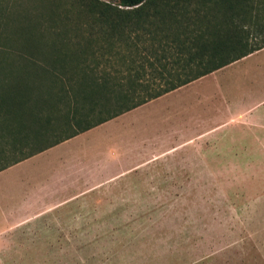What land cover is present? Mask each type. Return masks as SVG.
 Listing matches in <instances>:
<instances>
[{
	"label": "rangeland",
	"instance_id": "obj_1",
	"mask_svg": "<svg viewBox=\"0 0 264 264\" xmlns=\"http://www.w3.org/2000/svg\"><path fill=\"white\" fill-rule=\"evenodd\" d=\"M85 2L0 0V102L141 61L125 44L147 36L103 31ZM262 52L0 173V226L38 218L1 231L0 264H264Z\"/></svg>",
	"mask_w": 264,
	"mask_h": 264
},
{
	"label": "trees",
	"instance_id": "obj_2",
	"mask_svg": "<svg viewBox=\"0 0 264 264\" xmlns=\"http://www.w3.org/2000/svg\"><path fill=\"white\" fill-rule=\"evenodd\" d=\"M114 1L115 5L85 3L88 11L98 13L103 31H140L147 36L146 45L138 47L135 40L125 44L141 61L122 64V70L111 75L63 79L58 92L25 109V101L16 102V108L0 102V134L9 138L8 150L0 148V158L10 154L0 162V170L264 46V19H257L264 1ZM247 35L260 36L247 44Z\"/></svg>",
	"mask_w": 264,
	"mask_h": 264
},
{
	"label": "crops",
	"instance_id": "obj_3",
	"mask_svg": "<svg viewBox=\"0 0 264 264\" xmlns=\"http://www.w3.org/2000/svg\"><path fill=\"white\" fill-rule=\"evenodd\" d=\"M260 50L262 51V50H264V46L263 47H261V48H259V49H257V50H255V51H252L251 53H253V52H260ZM251 53H248V54H246V55H244V56H242V57H240L239 59H241V58H245L246 59V57H249L250 55H252ZM262 56L264 57V52H262ZM261 57V56H260ZM260 57H255V56H253V57H251V58H249V59H247V60H245V61H248L247 63H245V61L244 62H241V64L240 65H250L251 64V62H253L255 59H258V58H260ZM239 59H237V60H234V61H232V62H230V63H234V62H236V61H238ZM230 63H228V64H230ZM228 64H226V65H228ZM226 65H224V66H226ZM224 66H222V67H224ZM222 67H220V68H222ZM220 68H218V69H220ZM218 69H216V70H218ZM216 70H214V71H216ZM214 71H212V72H214ZM211 73V72H210ZM209 74V73H208ZM207 75V74H206ZM235 75V74H234ZM205 75H203V76H201V77H204ZM201 77H199V78H201ZM199 78H197V79H199ZM197 79H195V80H197ZM195 80H193V81H191V82H189V83H187V84H185V85H183V86H180V87H178V88H176V89H174V90H171V91H169V92H167V93H165V94H162L161 96H159V97H157V98H155V99H152V100H156V99H159V98H161V97H163V96H165V95H170V93L172 94V93H174V92H176V91H178V90H180V89H182V88H184V87H186V86H188V85H190L192 82H194ZM152 100H150V101H152ZM150 101H148V102H150ZM148 102H146V103H148ZM146 103H144V104H146ZM141 105H143V104H141ZM141 105H139V106H141ZM139 106H137V107H135V108H133V109H131V110H135L136 108H138ZM131 110H129V111H131ZM129 111H127V112H129ZM125 113V112H124ZM76 136V135H75ZM74 137V136H73ZM72 138V137H71ZM70 138H68V139H66V140H64V141H67V140H69ZM64 141H62V142H64ZM62 142H60V143H58V144H56V145H53V146H51V147H48V148H46V149H44V150H42V151H40V152H38V153H35V154H33V155H31V156H29V157H27V158H25V159H23V160H21V161H19V162H17V163H15V164H13V165H11V166H9V167H7V168H5V169H3V170H0V173H3L4 172V170H6V169H8V168H10V167H12V166H15V165H17V164H20V163H23V162H26V161H29V160H31V159H34V158H36L37 156H43V155H46V154H48V152H51L53 149H55V146H58V145H61V143ZM58 207H64V205L65 204H61V203H59V204H56ZM53 207V206H52ZM29 208V210L28 211H33V212H36V211H38V209L39 208H37V207H33L32 205H25V206H21L19 209H28ZM41 210H44V209H46L45 207H42V208H40ZM11 216H10V219H12V221H10V222H8L7 220V222H5V224L3 225V226H0V233H1V231L3 230V229H5V228H7L8 226L10 227V225H12L13 224V222L14 221H16L15 223H18L17 225H21L22 223H24V224H26L27 225V223H28V225H33V223H34V220H35V222L37 221V214L35 213L34 215H24V217H25V219H23V220H21V218L22 217H19V216H16L15 214H10ZM0 216H2L3 217V214H1ZM17 217H19V218H17ZM27 225V226H28Z\"/></svg>",
	"mask_w": 264,
	"mask_h": 264
}]
</instances>
